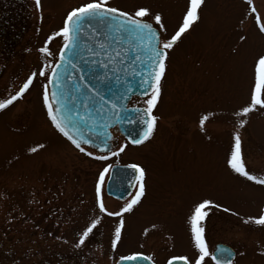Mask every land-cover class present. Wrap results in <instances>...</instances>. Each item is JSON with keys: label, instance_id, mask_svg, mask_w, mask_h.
Listing matches in <instances>:
<instances>
[{"label": "rangeland", "instance_id": "374dc122", "mask_svg": "<svg viewBox=\"0 0 264 264\" xmlns=\"http://www.w3.org/2000/svg\"><path fill=\"white\" fill-rule=\"evenodd\" d=\"M83 2L40 0L44 6L37 11L36 0H31L35 21L40 19L37 28L56 33L67 12ZM108 3L129 13L142 6L160 13L163 40L182 23L188 0ZM199 17L167 50L161 93L152 110L155 129L141 145H131L116 133L113 153L103 155L104 160L97 159L101 154L93 149L73 147L47 116L45 83L38 73L35 105V95H24L7 110L6 121L0 116V264H116L135 251L167 264L172 256L195 250L189 216L203 199L213 202L200 224L208 248L217 241L236 244L241 252L237 264H264V225L255 223L264 215V185L226 163L239 134L246 170L264 179V106L242 111L250 105L254 63L264 54V0H204ZM62 43L55 36V56ZM31 61H25V70ZM30 73L23 71L16 88L6 85L0 100ZM147 99L134 98L131 105L146 107ZM117 163L139 164L145 170L144 196L120 217L107 212L130 202L138 183L127 199L115 200L106 194V173L100 197L105 212L96 193L100 172ZM94 220L99 222L77 248L83 230ZM120 220L121 236L113 246Z\"/></svg>", "mask_w": 264, "mask_h": 264}, {"label": "snow or ice", "instance_id": "6c2138e0", "mask_svg": "<svg viewBox=\"0 0 264 264\" xmlns=\"http://www.w3.org/2000/svg\"><path fill=\"white\" fill-rule=\"evenodd\" d=\"M204 0H188L185 13L182 18V23L170 38L161 39L164 25L160 13H152L148 7H139L134 13L120 10L116 7L109 6L108 0H85L81 5L71 9L64 19L62 28H60L54 36H60L63 40V45L59 49V60L54 66L45 65L39 72L40 76H45V72L49 71L46 77V83L43 85L42 101L47 109V116L52 125L69 140L79 151L85 152L82 144H92V140L86 138L81 132V125L87 126L88 117L80 115L78 111L65 109L63 103L64 97V72L59 71L63 66L65 71L68 66L74 70H79L80 87L76 90L84 89L81 95L84 97L83 106L88 109L89 106L96 107L98 113L104 111L105 105H110L113 110L117 109L118 100L124 98L123 95L112 93L111 84L109 83V74L115 76L116 82H121V77L116 75L122 73L125 69H130L131 75H140L142 79L139 85L149 84L151 93L145 91L148 99L144 101L146 107L137 109L140 113L136 121L132 117L127 118V122L132 124L140 122L145 125V130L139 134L140 138L132 137V144H140L143 140H147L152 136L156 125V117L152 115V110L156 106V102L161 93L160 81L166 70V59L168 56L167 50L171 49L176 41L185 33L195 22L199 20V10L203 5ZM251 4L252 0H248ZM40 0H36V5L39 6ZM251 11L256 13V8L252 7ZM259 16H256V21L259 23ZM153 22L157 25L154 28ZM260 31L264 32V24L260 26ZM49 39H52L50 37ZM244 39V37H241ZM126 45V47H124ZM42 52L48 53L47 48H42ZM132 53L133 58L130 64H126L128 54ZM91 57V58H88ZM145 57L147 60L145 61ZM143 67L146 63L150 68L144 72H138L135 65L137 62ZM79 65V68H78ZM37 73L33 72L19 90L10 97L0 100V109H5L15 100L22 97L33 83V79ZM73 79L71 75L68 77ZM49 85L52 86L51 91ZM128 91H131V86H128ZM264 91V54L260 55L254 63V84L250 95V105L242 109L243 113L247 114L256 106H264V99H261V93ZM106 93H112L106 98ZM75 115L79 121H74L72 116ZM203 124V120L201 121ZM106 137L101 140V144L105 148L108 147ZM120 151L124 150L121 146ZM35 151V149H33ZM86 155L92 156V152H86ZM97 159L104 160L105 156L101 155ZM227 165L237 174L246 177L248 180L256 181L264 185V179L257 180L256 176L250 175L246 170L241 156V140L239 134L234 138V147L231 150V156L226 161ZM134 173L138 174V190L135 197L118 211L107 212L109 216L120 217L125 212H131L133 207L140 202L141 197L145 194V170L139 164H131L128 166ZM111 165L105 167L99 174V183L96 186V193L101 212L106 209L102 202L101 193L102 185L105 179V174L109 172ZM213 202L209 199H203L196 202L190 212L189 224L190 233L194 242V248L197 250V257L194 264H203L205 258L214 261L215 264H231L228 256L231 255L226 248H217L215 252L225 254L223 259L217 258L215 252H210L204 237V229L200 226L207 215L206 209ZM219 207V205H216ZM255 219V218H249ZM98 220L92 221L90 226H87L79 238V243L76 245L79 248L85 238L89 236L93 228L96 227ZM120 226L115 229L116 239L113 241V246L119 241L123 220H120ZM255 223L264 225V215L255 219ZM136 256L123 257L126 260H135ZM177 259V258H174ZM186 264L187 258L179 257ZM171 264V261H169Z\"/></svg>", "mask_w": 264, "mask_h": 264}, {"label": "water", "instance_id": "95a60500", "mask_svg": "<svg viewBox=\"0 0 264 264\" xmlns=\"http://www.w3.org/2000/svg\"><path fill=\"white\" fill-rule=\"evenodd\" d=\"M124 47H126V45H124ZM132 58L133 54L129 53L126 64H130ZM146 60L147 58L145 57V61ZM135 67L138 72H144L146 75V70L150 68V65H147L146 63L142 67L138 61ZM59 71L64 72L63 103L65 109L78 111L82 116L87 114L88 124L87 126L81 125V132L86 138L92 140V144H88L86 146L92 147L103 153H108L112 151L115 145L113 132L120 133L129 142L132 137L140 138L139 134L143 133L145 130V125L138 121L129 124L127 122V118L132 117L133 120L136 121L137 116L140 114L137 113V109H144L145 107L131 106L129 103L134 96H147L145 95V91L150 94L151 88L149 87V84L151 81H149V84L139 85V81L142 79V77L140 75H131L130 69H125L124 72L116 74L121 77V82L117 83L115 76L110 73L109 83L111 84L112 93H115L118 96L123 95L124 98L118 100L117 109L113 110L110 105H105L104 111L102 113H98L96 111V107H98V105L96 107L90 105L88 109L84 108V97L81 95V93L84 92V89L81 88L79 92L76 90L78 87H80L81 82L79 78L81 72L79 70L72 69L71 66H68L66 71L62 66ZM69 75H71L73 79H69ZM128 86H131V91L127 90ZM50 89H52L51 85ZM112 93H106V98L108 95H112ZM72 119L77 122L79 121V118L75 115L72 116ZM106 137H110V139L107 140V148L101 144V140L105 139ZM145 141L146 140H143L142 143ZM128 166L129 165H115L112 167L106 184L107 194L121 200L125 199L131 194L138 181V174L134 173V171ZM217 248H225V246L219 245ZM219 253L220 252H215V255L218 256ZM132 256H136L137 258L135 260H126L121 258L116 264H153V262L144 255L135 254ZM171 264H186V262L177 258L172 259Z\"/></svg>", "mask_w": 264, "mask_h": 264}, {"label": "flooded vegetation", "instance_id": "af4514ba", "mask_svg": "<svg viewBox=\"0 0 264 264\" xmlns=\"http://www.w3.org/2000/svg\"><path fill=\"white\" fill-rule=\"evenodd\" d=\"M34 6L36 7L37 11H40V9H43L42 6L44 5L39 4V6ZM47 11L49 14L51 13L48 8ZM34 17L35 12H33L31 0H0V92L3 91L6 85H8L10 89L16 88L19 81L23 77V71H32V73L36 72L38 73V76L41 77L39 72L44 68V66H53L56 61L54 32L51 33V30L48 29V31H45L44 33L41 28L38 29L37 23L40 22V19L35 21ZM52 22L53 18H51L49 26L52 24ZM50 37H52V39H49ZM42 48H47L49 50L48 53L42 52ZM31 57V64L28 63V69L25 70V61ZM29 65L31 67H29ZM49 72L50 68L49 71L45 72V76H42L44 83H46V77L49 75ZM32 73H30L29 76ZM27 78L22 81L18 88L15 89V91H13L9 97L14 95L19 90ZM35 78L33 79L32 85L22 97L15 100L5 109H0V116H3L4 118L7 117V110L12 106H15V104L20 100H23L24 95H35V105L39 97V88L37 86L39 83L35 80ZM2 121H6V118L2 119L1 122ZM219 245H224L225 248L231 253V255L228 256L231 264H237L241 258L240 248L236 244L217 241L208 249L210 252H215V249ZM134 253L145 254L156 264V261L146 252L135 251L131 254ZM186 254L188 255L177 254L172 256L168 262L173 258L185 257L187 258L188 262H192V264H194V261L197 257V250L195 249L193 252H191V254ZM224 255L225 254L219 253L217 257L219 259H223ZM203 264H215V262L209 258H205Z\"/></svg>", "mask_w": 264, "mask_h": 264}]
</instances>
